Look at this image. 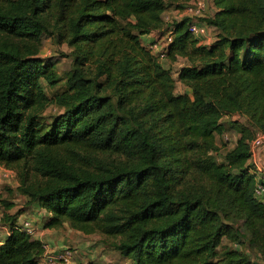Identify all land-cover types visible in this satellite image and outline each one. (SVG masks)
<instances>
[{
  "label": "trees",
  "instance_id": "trees-1",
  "mask_svg": "<svg viewBox=\"0 0 264 264\" xmlns=\"http://www.w3.org/2000/svg\"><path fill=\"white\" fill-rule=\"evenodd\" d=\"M211 3L202 45L187 18L165 20V0H0V166L49 214L44 228L98 234L132 264H253L250 252L264 264L249 162L264 134V0ZM168 28L166 59L186 62L176 79L141 40ZM47 35L73 51L50 122ZM224 118L236 140L221 155ZM17 215L1 220L0 264H42Z\"/></svg>",
  "mask_w": 264,
  "mask_h": 264
},
{
  "label": "rangeland",
  "instance_id": "rangeland-1",
  "mask_svg": "<svg viewBox=\"0 0 264 264\" xmlns=\"http://www.w3.org/2000/svg\"><path fill=\"white\" fill-rule=\"evenodd\" d=\"M166 1V12L164 15V18L176 19L179 18V15H173L169 14L168 10L169 8L172 9H180L179 3L177 6L175 5L176 0H165ZM184 1V0H183ZM179 6V7H178ZM176 17V18H175ZM203 20V19H201ZM214 32V30L210 29L207 31V33L203 34L200 37V44L205 45L203 42L207 40V38H211V33ZM215 37V35H214ZM215 39V38H214ZM142 42L145 41L143 37H141ZM39 60H45L47 63L52 64V69L54 73L57 75V82L54 86H49L47 84H44L45 92L47 96L52 99V103L49 104L47 110L45 111L43 117L46 118L47 122H50L52 116L57 115L60 112V107L58 109L56 103L54 102V96L59 95L63 93V91L66 89V83L69 76V72H71V69L73 68V51L67 44L65 43H58L57 42V36H43L42 37V43L39 48V54H38ZM161 65L165 68H170L171 75L176 79L177 72L179 69H181L182 66L185 65L184 59H177L176 62L170 63L169 60H164L160 62ZM103 79H100V82ZM175 93H183L185 92V88L181 86L178 82H175L174 87ZM110 93V90L107 91V94ZM59 111V112H58ZM222 123L224 124V129L221 134L216 135V144L217 147L220 150V154L222 155L226 150L230 149L236 140V134L235 131L230 128L228 125V118H224ZM219 155V154H218ZM5 169L4 167L0 166V170ZM8 170V169H7ZM18 186V183L14 177V174L12 173L9 176V179L5 182H0V199L5 200L7 202H11L14 204V208L11 210H6L3 205H0V241L2 240L5 231L3 228H5L8 231V227L4 226L1 222L3 219V216L8 214H17V212L27 213L29 211L28 205L24 204V197L19 195L16 192V188ZM18 224H22L25 220L18 219ZM54 231H57V233L63 234L65 239L68 241H72L75 246H70L71 249H76L78 247L82 248L83 245V256L85 257L83 260H92L95 258V256L101 252L104 253L109 249L105 244L102 242V237L98 234H92V235H85L79 231H76L72 228H70L67 224H65L60 229H55ZM252 260H254L256 257H254V253H249ZM94 260V259H93ZM89 264V263H88Z\"/></svg>",
  "mask_w": 264,
  "mask_h": 264
},
{
  "label": "built area",
  "instance_id": "built-area-1",
  "mask_svg": "<svg viewBox=\"0 0 264 264\" xmlns=\"http://www.w3.org/2000/svg\"><path fill=\"white\" fill-rule=\"evenodd\" d=\"M183 5L184 6L180 7V9H176L177 14L179 15V18L176 19L187 18L189 20L188 31L195 38L199 39L210 29L214 30L213 27L207 25L204 21L205 18H209L213 15L211 12V7L213 8L211 0H187ZM165 20L167 22L170 21L167 17ZM142 37L145 39V41L142 42L143 45L153 56H155L160 62L166 60L167 47L171 42V28H168L164 33L151 32ZM263 147L264 134L256 132L254 138L249 144V162L252 165L251 172L255 176L254 196L261 201H264V166L259 162V154ZM11 174L12 171L10 170H0V182H6ZM19 225L23 232L31 237L34 235L36 228L32 222L25 220ZM41 243L43 246V254L41 257L42 264H72V249L64 248L60 252H55L47 244L43 242ZM233 247L239 248V245L233 244ZM81 264H88V261L83 260ZM253 264L261 263L254 259Z\"/></svg>",
  "mask_w": 264,
  "mask_h": 264
},
{
  "label": "crops",
  "instance_id": "crops-1",
  "mask_svg": "<svg viewBox=\"0 0 264 264\" xmlns=\"http://www.w3.org/2000/svg\"><path fill=\"white\" fill-rule=\"evenodd\" d=\"M186 2L187 0H184V1L177 0L175 5L177 6L179 3H181L179 5H181L180 7H182L184 6L183 4H185ZM215 11L216 9L214 7L213 8L211 7V12L214 13ZM168 12L169 14L171 13L173 15H177L176 9L169 8ZM214 35H215V31L211 33V38H207V40L203 43L205 45H210L214 41V38H215ZM198 40L200 42V38ZM259 162L261 165L264 166V147L260 151ZM25 202H26V198H24V204ZM28 208H29V211L27 213L19 212L18 219L30 221L35 225L36 230H35L34 235L32 236L33 239L47 244L55 252H60L64 248H70V246H75V244H73L72 241L70 242L66 240L63 234H60V233H57V231H54L55 229L44 228V224L49 218L48 213H46L42 209L37 208L35 205H28ZM17 223H18V220H17ZM3 230L5 231L4 236H3L4 238L8 231L5 228H3ZM84 246L85 244L83 245V247ZM83 247L82 248L78 247L74 250L72 249L73 251L72 264H81L83 262V259L85 258L83 256L84 254L82 250ZM93 259L89 260L88 263L89 264H132L126 258L110 250L104 253L99 252Z\"/></svg>",
  "mask_w": 264,
  "mask_h": 264
}]
</instances>
